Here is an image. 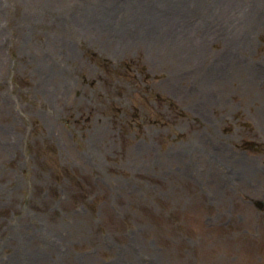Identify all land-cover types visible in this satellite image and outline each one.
Returning a JSON list of instances; mask_svg holds the SVG:
<instances>
[{
    "label": "rangeland",
    "instance_id": "obj_1",
    "mask_svg": "<svg viewBox=\"0 0 264 264\" xmlns=\"http://www.w3.org/2000/svg\"><path fill=\"white\" fill-rule=\"evenodd\" d=\"M0 264H264V0H0Z\"/></svg>",
    "mask_w": 264,
    "mask_h": 264
},
{
    "label": "water",
    "instance_id": "obj_2",
    "mask_svg": "<svg viewBox=\"0 0 264 264\" xmlns=\"http://www.w3.org/2000/svg\"><path fill=\"white\" fill-rule=\"evenodd\" d=\"M261 204H262L261 202H258V205H260V206H261Z\"/></svg>",
    "mask_w": 264,
    "mask_h": 264
},
{
    "label": "bare ground",
    "instance_id": "obj_3",
    "mask_svg": "<svg viewBox=\"0 0 264 264\" xmlns=\"http://www.w3.org/2000/svg\"><path fill=\"white\" fill-rule=\"evenodd\" d=\"M19 23H20V21H19Z\"/></svg>",
    "mask_w": 264,
    "mask_h": 264
}]
</instances>
